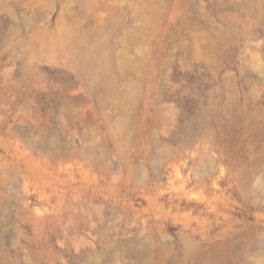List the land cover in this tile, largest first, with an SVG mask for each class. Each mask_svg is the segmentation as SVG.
<instances>
[{"label":"rangeland","instance_id":"1","mask_svg":"<svg viewBox=\"0 0 264 264\" xmlns=\"http://www.w3.org/2000/svg\"><path fill=\"white\" fill-rule=\"evenodd\" d=\"M0 264H264V0H0Z\"/></svg>","mask_w":264,"mask_h":264}]
</instances>
